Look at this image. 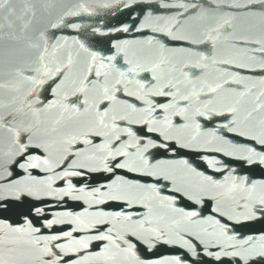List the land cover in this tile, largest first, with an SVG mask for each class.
I'll list each match as a JSON object with an SVG mask.
<instances>
[{
    "label": "water",
    "instance_id": "1",
    "mask_svg": "<svg viewBox=\"0 0 264 264\" xmlns=\"http://www.w3.org/2000/svg\"><path fill=\"white\" fill-rule=\"evenodd\" d=\"M0 264H264V0H0Z\"/></svg>",
    "mask_w": 264,
    "mask_h": 264
}]
</instances>
